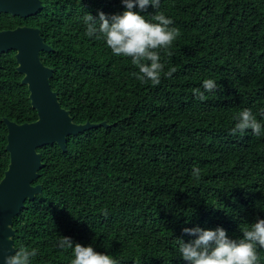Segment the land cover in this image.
Wrapping results in <instances>:
<instances>
[{
  "label": "trees",
  "instance_id": "1",
  "mask_svg": "<svg viewBox=\"0 0 264 264\" xmlns=\"http://www.w3.org/2000/svg\"><path fill=\"white\" fill-rule=\"evenodd\" d=\"M29 18L0 13V31L40 30L52 49L50 85L76 125L106 123L38 149L42 168L33 185L43 193L14 219L15 248L38 249L32 264H71L60 237L92 246L116 264H187L177 239L184 228H223L229 238L264 220V127L230 135L251 110L264 126V0H160L141 12L163 13L181 35L160 62L177 71L153 86L141 83L131 58L115 56L86 35L83 17L125 11L121 0H41ZM172 54L169 56L167 52ZM15 51L0 54V180L9 164L3 119L37 120L16 71ZM205 79L218 89L201 102L193 89ZM200 169L199 178L192 175ZM107 212V215H105ZM257 264L264 249L257 246Z\"/></svg>",
  "mask_w": 264,
  "mask_h": 264
},
{
  "label": "clouds",
  "instance_id": "2",
  "mask_svg": "<svg viewBox=\"0 0 264 264\" xmlns=\"http://www.w3.org/2000/svg\"><path fill=\"white\" fill-rule=\"evenodd\" d=\"M121 3L126 9L121 14L107 16L100 12L98 18L85 15L86 35L103 40L113 55L131 58V63L139 69L138 73H133L136 79L157 86L161 83L162 74L170 78L177 71L175 67L164 71L165 65L160 62L158 50L170 49L181 35L180 30L171 27L173 21L163 13L155 14L152 17L155 22L152 23L133 11L136 7L141 12L146 11L149 5L158 9L160 0H121ZM167 54L171 56L172 53L168 51ZM201 87L203 91L201 88L192 90L201 102L207 100L206 92L218 89L213 79H205ZM236 120L230 132L232 136L243 135L247 130L259 136L264 127L248 109L242 110ZM192 175L198 179L200 169L193 167ZM183 232L194 237L189 242L177 239L181 259L187 264H257V246L264 249V220L243 228L239 239L229 238L227 232L219 227L215 230L184 228ZM57 247L72 250L71 264H116L111 256L97 252L92 246L74 243L70 237H60ZM37 254L38 249L21 247L14 254L2 257L3 264H32Z\"/></svg>",
  "mask_w": 264,
  "mask_h": 264
},
{
  "label": "water",
  "instance_id": "3",
  "mask_svg": "<svg viewBox=\"0 0 264 264\" xmlns=\"http://www.w3.org/2000/svg\"><path fill=\"white\" fill-rule=\"evenodd\" d=\"M42 9L41 0H0V13L29 18ZM15 51L16 71L21 74V84L27 87L32 109L37 120L31 124L17 125L7 119L5 150L9 164L0 180V264L2 257L14 254L16 231L14 219L25 208L26 201H34L43 193L42 185H33L42 168L38 149L56 145L66 153L68 137L106 128V123L76 125L70 111L61 107L58 94L50 85L53 69L44 65L40 53L51 52L40 30L19 26L0 31V54Z\"/></svg>",
  "mask_w": 264,
  "mask_h": 264
}]
</instances>
